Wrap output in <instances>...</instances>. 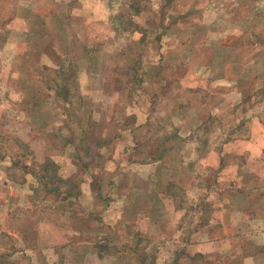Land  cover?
Masks as SVG:
<instances>
[{
    "label": "rangeland",
    "instance_id": "374dc122",
    "mask_svg": "<svg viewBox=\"0 0 264 264\" xmlns=\"http://www.w3.org/2000/svg\"><path fill=\"white\" fill-rule=\"evenodd\" d=\"M54 8L63 25L59 16L46 29ZM26 10L35 14L27 25ZM35 29L56 40L16 69V46L4 43L22 50ZM46 158L76 193L87 180L97 193L100 182L122 186L120 198L128 184L149 183L176 213L178 250L247 233L254 217L264 229V0H0V180L33 176L48 195ZM51 172L47 184L71 186ZM32 237L0 238V264H28L14 249ZM140 243L151 260L157 242Z\"/></svg>",
    "mask_w": 264,
    "mask_h": 264
},
{
    "label": "crops",
    "instance_id": "0c3cea01",
    "mask_svg": "<svg viewBox=\"0 0 264 264\" xmlns=\"http://www.w3.org/2000/svg\"><path fill=\"white\" fill-rule=\"evenodd\" d=\"M30 16L35 14L30 15L29 10L22 14L25 25L28 24L26 17L30 19ZM59 16L62 27L64 15L58 14L56 8L40 23L49 29L48 25L55 23ZM37 34V29L28 33L26 48L22 50L17 41L4 43V47L16 46L15 54L8 60H12L16 69H23L21 64L26 59L32 60L29 65H36L37 58L47 51L46 46L56 40L53 31L44 36ZM3 177L0 186L17 195V202L1 200L0 196V202L8 200V206L3 210L8 216V226L4 228V215L0 213V238L10 236L17 241V237L34 236L35 239H29V242L22 240L24 248L14 249L16 255L25 254L28 264H177V251L185 253L180 264H264V240L260 241L264 229L258 228L260 222L256 217L250 219L253 229L245 235L240 229L233 232L232 237L230 234L224 237L210 234L200 241L183 243L178 250L176 243L180 242L181 231L176 226V213L170 205L162 207L156 203L160 198L155 197L153 188H150L152 192L144 191L150 187L147 182L128 184L123 198L119 195L123 193L120 192L122 186L100 182L101 190L97 193L91 180L79 185L80 193L76 196L63 193L40 196L33 176L19 181L10 180L7 174ZM15 219L18 224H10ZM235 235L252 242L254 249L240 245L234 239ZM142 237L157 242L151 260H148L150 249L140 243Z\"/></svg>",
    "mask_w": 264,
    "mask_h": 264
},
{
    "label": "trees",
    "instance_id": "16d2710c",
    "mask_svg": "<svg viewBox=\"0 0 264 264\" xmlns=\"http://www.w3.org/2000/svg\"><path fill=\"white\" fill-rule=\"evenodd\" d=\"M63 88H65L64 85H63ZM63 88H62V85H61V90H63ZM88 130H86V131H88ZM83 138H85V135H83ZM96 144L99 145L100 142H96ZM40 167H41V170L46 171V174H43L41 176V178L44 181L43 187H44V191H46L47 194L48 193H62V191H63V192H65L66 196H69V195H74V193L75 194H78L79 193V191L76 193L78 187L76 186V183L75 182H74L75 185L74 184L71 185L70 184L71 181L69 180V178H62L61 176H57L56 175L57 164L52 159L46 158L43 161V163H42V165ZM49 171L50 172L51 171L54 172V173L51 172L50 175L52 177L53 176H56L55 177L56 178L55 180H57L58 182H61L62 184L66 183V184L71 185V186H69L68 188L66 187V190H62L60 188V185H53V184H51V182H48V184H47V180L48 179H45V177H48ZM47 172H48V174H47ZM49 186H51V187H49Z\"/></svg>",
    "mask_w": 264,
    "mask_h": 264
}]
</instances>
